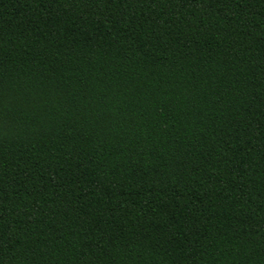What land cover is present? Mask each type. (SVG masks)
<instances>
[{
	"label": "trees",
	"instance_id": "1",
	"mask_svg": "<svg viewBox=\"0 0 264 264\" xmlns=\"http://www.w3.org/2000/svg\"><path fill=\"white\" fill-rule=\"evenodd\" d=\"M0 264H264V0H0Z\"/></svg>",
	"mask_w": 264,
	"mask_h": 264
}]
</instances>
